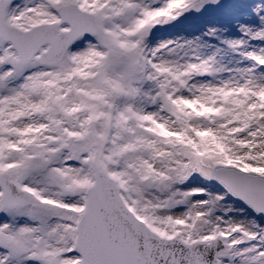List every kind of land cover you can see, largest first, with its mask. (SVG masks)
<instances>
[{
	"label": "snow or ice",
	"instance_id": "1",
	"mask_svg": "<svg viewBox=\"0 0 264 264\" xmlns=\"http://www.w3.org/2000/svg\"><path fill=\"white\" fill-rule=\"evenodd\" d=\"M0 264H264V0H0Z\"/></svg>",
	"mask_w": 264,
	"mask_h": 264
}]
</instances>
